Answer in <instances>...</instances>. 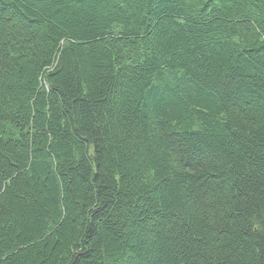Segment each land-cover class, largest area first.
<instances>
[{
    "label": "trees",
    "instance_id": "1",
    "mask_svg": "<svg viewBox=\"0 0 264 264\" xmlns=\"http://www.w3.org/2000/svg\"><path fill=\"white\" fill-rule=\"evenodd\" d=\"M0 264H264V0H0Z\"/></svg>",
    "mask_w": 264,
    "mask_h": 264
}]
</instances>
